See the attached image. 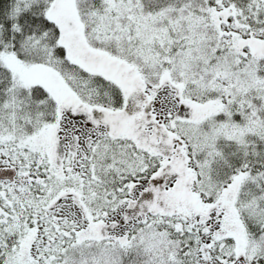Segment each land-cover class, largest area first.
<instances>
[{
	"label": "snow or ice",
	"instance_id": "snow-or-ice-1",
	"mask_svg": "<svg viewBox=\"0 0 264 264\" xmlns=\"http://www.w3.org/2000/svg\"><path fill=\"white\" fill-rule=\"evenodd\" d=\"M0 264H264V0H0Z\"/></svg>",
	"mask_w": 264,
	"mask_h": 264
}]
</instances>
